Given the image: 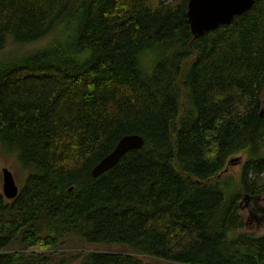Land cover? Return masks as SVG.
Masks as SVG:
<instances>
[{
    "label": "trees",
    "instance_id": "obj_1",
    "mask_svg": "<svg viewBox=\"0 0 264 264\" xmlns=\"http://www.w3.org/2000/svg\"><path fill=\"white\" fill-rule=\"evenodd\" d=\"M188 2L0 0V148L27 171L16 199L0 192V264H148L54 259L104 245L264 264V234L238 233L241 201L264 192V0L200 39ZM128 135L144 147L94 178ZM243 153L241 188L220 181Z\"/></svg>",
    "mask_w": 264,
    "mask_h": 264
},
{
    "label": "water",
    "instance_id": "obj_2",
    "mask_svg": "<svg viewBox=\"0 0 264 264\" xmlns=\"http://www.w3.org/2000/svg\"><path fill=\"white\" fill-rule=\"evenodd\" d=\"M256 0H189L187 19L194 39H200L205 34L215 31L221 26H227L233 20L249 11ZM264 103V98H263ZM145 145L143 137L139 135L124 136L114 150L107 155L93 169L92 176H99L116 167L123 157L130 151L141 150ZM238 161V159H234ZM13 174L3 170V196L7 200H14L19 195Z\"/></svg>",
    "mask_w": 264,
    "mask_h": 264
},
{
    "label": "rangeland",
    "instance_id": "obj_3",
    "mask_svg": "<svg viewBox=\"0 0 264 264\" xmlns=\"http://www.w3.org/2000/svg\"><path fill=\"white\" fill-rule=\"evenodd\" d=\"M46 41H41L35 45L24 48L23 50H32L44 47ZM7 51V52H6ZM4 56L10 55L11 52L19 54L20 52L14 47L10 46L6 50ZM234 159H238L235 161ZM247 162V155L245 153L234 156L229 161L225 171L221 174L220 181H224L226 177H232L237 182L239 188H241V176L243 174L244 166ZM8 169L14 176V179L20 188L27 177V171L23 169L16 154H8L2 148H0V192L3 194V170ZM246 194V193H245ZM244 194V195H245ZM243 197V196H242ZM9 201V200H8ZM241 214L246 224L244 230L238 233L261 236L264 234V192L257 196L245 195V198L241 201ZM57 252L54 255V259L58 258L61 254L65 253L71 255L72 258L78 254H84L89 252H115L123 254H131L140 258L143 262L148 264H175L166 262L163 260L155 259L153 257L146 256L144 254L133 253L124 246L119 245H104V246H89L85 249L71 248ZM48 254V252H44ZM79 261L72 262L71 264H79Z\"/></svg>",
    "mask_w": 264,
    "mask_h": 264
}]
</instances>
